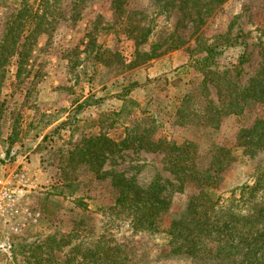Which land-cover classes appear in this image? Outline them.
<instances>
[{"label":"rangeland","instance_id":"obj_1","mask_svg":"<svg viewBox=\"0 0 264 264\" xmlns=\"http://www.w3.org/2000/svg\"><path fill=\"white\" fill-rule=\"evenodd\" d=\"M177 3L0 0V175L24 166L39 180L36 189L22 196L23 206L38 214L37 221H25L18 233L4 231L9 247L0 251V264L190 263V256L173 251L160 231L185 212L197 192L189 178L174 186L177 177L159 152L129 150L116 159L117 168L142 185L157 173L169 180L168 207L148 229L137 218L142 207L113 202L115 188L106 171L116 163L106 162L96 173L74 151L85 135H120L121 129L103 122L92 125L88 119L114 118L126 88H131L127 97L144 108L142 127L196 145L198 169L208 164L214 146L234 156L217 186L223 199L216 216L227 210L247 215L264 205V190L245 205L229 198L232 187L251 182L255 170L264 166V153H246L238 144L239 130L263 116L264 105H249L238 114L212 113L208 106L210 101L229 111L230 88L262 65L264 0H227L203 17L196 33L190 22L194 9L189 3L178 11ZM14 31L21 36L11 39ZM177 34L184 44L167 49ZM197 34L216 46L219 67H209L205 89L195 94L199 52L192 48ZM83 100L90 105L72 117ZM63 120L67 123L44 138ZM199 242L203 252L210 250L208 236Z\"/></svg>","mask_w":264,"mask_h":264},{"label":"trees","instance_id":"obj_2","mask_svg":"<svg viewBox=\"0 0 264 264\" xmlns=\"http://www.w3.org/2000/svg\"><path fill=\"white\" fill-rule=\"evenodd\" d=\"M226 1L178 0L177 10L180 11L190 3V9H194V16H190V22L194 28L193 33H196L198 24L204 22L203 17ZM19 36H21L19 32L14 31L11 39H17ZM194 41L195 46L192 50L199 52L194 62L198 64L200 77L199 82L192 86V92L197 94L199 89H205L204 75L209 71V67H219V63L214 58L219 53L215 50L216 46L199 39L198 34ZM183 44L182 36L177 34L170 39L167 49L176 50ZM153 46L154 44L150 46L149 52L153 51ZM220 72L224 73L226 70ZM130 89L126 88L120 95L122 103L118 110L112 112L114 118L102 119L103 117L99 115L100 118L88 119L93 122L92 125L103 122L106 127L112 126L113 130H121L116 138L100 132L83 136L81 145L74 147V151L80 154L81 161L84 164L92 163L93 171L96 173L102 169L104 163H116V168L106 171V174L111 175V184L115 188L113 202L118 205L142 207L143 212L137 218L147 223L146 228L149 229L154 217L160 216L168 207L169 180L157 173L150 182L142 185L133 175L126 176V172L122 173L121 169L117 168L116 159L129 150L161 153L166 169L177 177L178 184L173 185L179 187L184 179L189 178L197 191L189 197L185 212L180 217L174 218L169 227L160 230L173 251L190 256L189 264H264V205L247 215L236 214L229 210L221 213L220 216L215 215L214 210L223 199L221 194L217 193V186L222 178V171L234 156L230 151L214 146L210 150L208 164L198 169L196 145L192 141L184 140L177 143L174 139L155 136L154 130L146 126L142 127L139 117L145 111L141 103L127 97ZM228 94L231 98L228 103L229 111L224 112L208 101V106L213 109L212 113L238 114L249 105H264V60L252 76L240 86L230 88ZM88 105L90 104L87 100L78 103L74 107L72 117L82 113ZM107 120H110L109 126ZM66 123L67 120H63L56 124L44 138L51 136L59 126ZM238 144L246 153H264V115L255 119L251 126L239 130ZM255 171L251 182L230 189L233 196L229 198L234 197L239 204L245 205L255 198L259 191L264 190V166ZM207 236L210 238L211 248L203 252V242L200 243L199 239Z\"/></svg>","mask_w":264,"mask_h":264},{"label":"built area","instance_id":"obj_3","mask_svg":"<svg viewBox=\"0 0 264 264\" xmlns=\"http://www.w3.org/2000/svg\"><path fill=\"white\" fill-rule=\"evenodd\" d=\"M38 181L37 176L24 166L0 175V251L9 247L4 241V231L18 233L25 221H37L38 214L23 206L22 196L24 191L36 189Z\"/></svg>","mask_w":264,"mask_h":264}]
</instances>
